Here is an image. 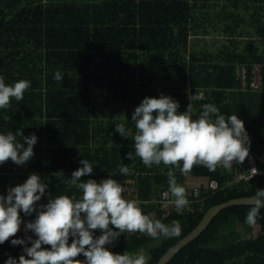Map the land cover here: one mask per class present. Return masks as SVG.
Instances as JSON below:
<instances>
[{
  "label": "trees",
  "instance_id": "obj_1",
  "mask_svg": "<svg viewBox=\"0 0 264 264\" xmlns=\"http://www.w3.org/2000/svg\"><path fill=\"white\" fill-rule=\"evenodd\" d=\"M201 42L210 45L199 49ZM256 65L262 67V88L244 89L238 69L244 67L250 74ZM56 71L64 76L62 81L54 79ZM0 76L6 85L31 82L23 100L12 98L11 107L0 109V134L19 130L24 137L35 134L38 138L34 157L26 165L17 166L11 160L0 165V195L6 197L9 188L38 174L47 188L37 209L58 196L79 198L82 192L70 179L82 167L80 160L86 159L94 171L81 177V182L105 176L136 177L140 199L147 200L152 192L169 189V167L161 163L148 168L139 157L126 158L135 151L131 110L146 97L171 96L183 113L190 102L188 94H202L203 99L193 102V120L203 104H214L220 114L237 115L244 121L247 133L257 139L251 149L264 148V108L250 104L259 103L253 101V94H264V0L82 4L0 0ZM120 124L132 131L127 139L115 131ZM120 166L129 167L131 174H119ZM173 170L177 184L185 188L196 178L216 180L220 189L202 191L205 200L200 212L161 221L167 225L179 221V237H128L113 253L142 252L149 257L148 264H156L199 225L209 209L264 189V179L226 185L233 173L220 167L210 172L194 166L188 176ZM61 171L63 177L53 175ZM250 206L222 210L167 264H264V234H256L257 225L264 227V208L258 224L250 226L245 222ZM36 215L20 212L21 219ZM11 239L19 238L0 245V264L9 256L19 261L26 255L24 246H12Z\"/></svg>",
  "mask_w": 264,
  "mask_h": 264
},
{
  "label": "clouds",
  "instance_id": "obj_2",
  "mask_svg": "<svg viewBox=\"0 0 264 264\" xmlns=\"http://www.w3.org/2000/svg\"><path fill=\"white\" fill-rule=\"evenodd\" d=\"M63 77L60 71H56V81H62ZM30 87L31 82L26 80L6 85L4 77L0 76V109L11 107L12 98L17 102L23 100ZM201 99L202 94L189 93L187 110L180 113L179 102L171 96L146 97L131 118L136 129L135 151L134 154L128 153L126 158L134 160L139 157L148 168L161 163L169 167V189L163 195L167 197L170 193L175 197L177 214L189 207V201L186 188L177 184L173 169H179L184 176L191 174L194 166H203L210 172L220 166L231 170L234 162L242 165L250 155L251 141L244 121L237 115L226 117L214 104H203L199 117L192 119L193 102ZM115 131L125 139L132 135L131 129L126 131L123 124L116 126ZM37 140L35 134L24 137L19 130L0 134V165L9 160L17 166L26 165L34 157ZM80 164L82 167L73 171L70 179L71 185L82 192L79 198L75 195L58 196L37 209V202L45 196L47 188L38 174H31L22 185L9 188L6 197L0 195V245L15 237L20 230L21 211L25 216L37 213L35 220L25 227V231H31L37 239L30 236L11 239L12 246H24L26 255H21L19 261L9 256L5 264H81L76 259L80 255L86 258V264H148L149 257L142 252L115 254L105 246L114 245L124 232H139L153 239L181 235L179 221L173 220L167 225L156 219L155 213L144 214L136 200L123 197L125 189L116 180L108 178L98 183L88 179L81 182V177L90 176L94 168L86 159L80 160ZM251 172L250 179L257 170L253 168ZM119 174L128 176L131 169L120 166ZM53 175L63 177L62 171ZM262 198L264 189L256 190L249 198L251 206L245 222L250 226H256L260 220V210L264 208ZM95 230L102 234L95 237ZM28 243L31 247L27 246ZM42 245L50 246V249Z\"/></svg>",
  "mask_w": 264,
  "mask_h": 264
},
{
  "label": "built area",
  "instance_id": "obj_3",
  "mask_svg": "<svg viewBox=\"0 0 264 264\" xmlns=\"http://www.w3.org/2000/svg\"><path fill=\"white\" fill-rule=\"evenodd\" d=\"M239 80L241 86L244 89L249 90H260L262 88V67L260 65H256L251 73H248V70L244 67H239L238 69ZM249 139L251 141V147L257 142L256 137L248 133ZM222 170L224 169L220 166ZM255 168L257 170V174L254 175L251 179L250 177L253 175L251 170ZM233 176L231 179L227 180L226 185H230L232 183H248L252 181H257L259 179H264V148L262 150L255 151L250 148V155L245 160L242 165H237L235 162L233 164ZM108 178H112L116 180L121 186L124 187L125 191L123 192V197L126 200H136L139 203L144 214L155 213L156 219L161 221L171 217L172 215H191L198 213L202 210L203 202L205 200L202 197V191H210L215 192L220 189V184L216 180L204 179V183L201 185H191L190 187H186V196L189 201V207L186 208L182 214H177L175 211V197L170 193L167 197L163 195V193L168 192V189L154 191L150 194L147 200L140 199L139 192V184L136 177H109L105 176L102 178L96 179L99 183L101 180H105ZM147 207V208H146ZM190 209V210H189ZM36 217H27L23 218L22 224L20 226V230L16 234V237L19 239H25L30 236L33 240L37 239L34 233L31 231L26 232L25 227L28 222H33ZM115 230V229H113ZM102 233L99 230L94 231V236L99 237ZM128 237L142 238L149 237L145 234H141L139 232L129 233L124 232L120 235L117 240L114 242V245H106L105 247L113 252L119 244L123 241V239ZM72 242V238L70 237L69 243ZM29 247H31V243H28ZM42 247H44L42 245Z\"/></svg>",
  "mask_w": 264,
  "mask_h": 264
},
{
  "label": "water",
  "instance_id": "obj_4",
  "mask_svg": "<svg viewBox=\"0 0 264 264\" xmlns=\"http://www.w3.org/2000/svg\"><path fill=\"white\" fill-rule=\"evenodd\" d=\"M250 197H244L239 199H232L225 203L216 205L209 209L206 214L203 215L202 219L200 220L199 225L181 240H179L174 246H172L168 251H166L160 259L157 261L156 264H167L184 246L190 244L194 240H196L199 235L205 231L208 226L211 224L212 220L224 209L237 206V205H251L249 202ZM264 199V198H262ZM78 260L81 261V264H86V258H79Z\"/></svg>",
  "mask_w": 264,
  "mask_h": 264
},
{
  "label": "rangeland",
  "instance_id": "obj_5",
  "mask_svg": "<svg viewBox=\"0 0 264 264\" xmlns=\"http://www.w3.org/2000/svg\"><path fill=\"white\" fill-rule=\"evenodd\" d=\"M46 3H75V4H82V3H98V2H102L103 0H44ZM215 11H218L217 9H215ZM212 13V11H210ZM212 44V43H211ZM210 43H204V42H201L200 45H199V49H204L206 46L209 47ZM252 93V92H250ZM249 95V93H248ZM254 98L253 101H259V103L257 102H252L250 103L252 106H254L255 108H264V94L260 93V92H257L255 94H253ZM259 97V98H258ZM123 110H127L129 111L130 108H127V109H123ZM132 112H134V110H131ZM231 172H233V170H229ZM234 173V172H233ZM191 181V180H189ZM180 185V184H178ZM181 186V185H180ZM191 185L189 183H186V187H190ZM256 234L257 235H260V234H264V227L261 226V225H257L256 226ZM149 246L147 247H143L144 249L148 248Z\"/></svg>",
  "mask_w": 264,
  "mask_h": 264
},
{
  "label": "crops",
  "instance_id": "obj_6",
  "mask_svg": "<svg viewBox=\"0 0 264 264\" xmlns=\"http://www.w3.org/2000/svg\"><path fill=\"white\" fill-rule=\"evenodd\" d=\"M262 50H263V48L261 47V51ZM187 183H189L190 185H200V184L202 185L204 183V179L201 180V179L194 178V179H191V181H189Z\"/></svg>",
  "mask_w": 264,
  "mask_h": 264
}]
</instances>
